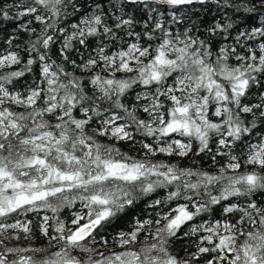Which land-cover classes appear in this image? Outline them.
<instances>
[{"label":"snow or ice","instance_id":"obj_1","mask_svg":"<svg viewBox=\"0 0 264 264\" xmlns=\"http://www.w3.org/2000/svg\"><path fill=\"white\" fill-rule=\"evenodd\" d=\"M0 264H264V0H0Z\"/></svg>","mask_w":264,"mask_h":264},{"label":"trees","instance_id":"obj_2","mask_svg":"<svg viewBox=\"0 0 264 264\" xmlns=\"http://www.w3.org/2000/svg\"><path fill=\"white\" fill-rule=\"evenodd\" d=\"M129 12L132 13L134 12V9L132 8H129ZM241 23H245V22H241ZM247 24L251 25V24H254L255 21H252V20H249L246 22ZM9 29H11V26H9ZM139 30V29H137ZM58 47V45H57ZM85 55H87V53H85ZM74 58H77L78 57H75ZM139 139V137H138ZM107 142V141H106ZM116 146L122 151V152H127L129 155H132V156H137L138 158L142 155V153L140 152H137L131 145L130 143L128 142H118L116 143ZM136 148H139V145L137 144L135 146ZM155 159L157 160H166L168 162H171V163H178L180 166H184V167H188V166H193V162L195 161V165L196 166H203L205 168H208L210 165H211V161L208 157L206 156H201V157H192L191 155L187 158H179V157H166L164 156L163 154H158ZM154 195H163V191L161 190L160 192H158L157 194H154ZM148 198H144L143 200H140L137 202V205L135 207H128L125 212L123 213H120L119 216L117 218H115L111 225L107 227V232H110L112 233L113 235L115 234L116 231H120V230H126L129 226V224L131 223L132 221V218L135 216V217H141L143 215H146V213H143L142 212V209H144V205H145V201L147 200ZM74 210L75 211H80V206H79V203H77L76 206H74ZM71 210H65L62 214H61V219H64V220H68L69 217L71 216ZM44 214H48V215H51V213H41V215H44ZM29 219H32L34 218V214H29ZM21 219H24V218H21ZM38 246L39 245H44L46 244V241L41 238L40 240L36 241L35 242ZM187 241H178L176 243V249L178 251H180L182 249V246L184 244H186ZM181 254H183V252L181 251Z\"/></svg>","mask_w":264,"mask_h":264},{"label":"bare ground","instance_id":"obj_3","mask_svg":"<svg viewBox=\"0 0 264 264\" xmlns=\"http://www.w3.org/2000/svg\"><path fill=\"white\" fill-rule=\"evenodd\" d=\"M71 212V211H70Z\"/></svg>","mask_w":264,"mask_h":264}]
</instances>
